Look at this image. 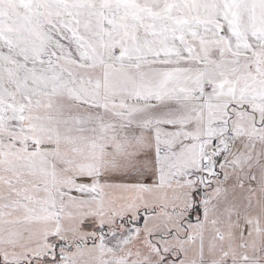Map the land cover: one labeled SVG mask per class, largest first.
I'll list each match as a JSON object with an SVG mask.
<instances>
[{
    "label": "snow or ice",
    "instance_id": "6c2138e0",
    "mask_svg": "<svg viewBox=\"0 0 264 264\" xmlns=\"http://www.w3.org/2000/svg\"><path fill=\"white\" fill-rule=\"evenodd\" d=\"M0 264H264V0H0Z\"/></svg>",
    "mask_w": 264,
    "mask_h": 264
}]
</instances>
